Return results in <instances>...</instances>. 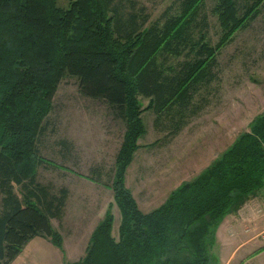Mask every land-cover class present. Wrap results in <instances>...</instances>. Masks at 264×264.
<instances>
[{"label":"trees","instance_id":"trees-1","mask_svg":"<svg viewBox=\"0 0 264 264\" xmlns=\"http://www.w3.org/2000/svg\"><path fill=\"white\" fill-rule=\"evenodd\" d=\"M206 1L181 0L163 22L149 23L148 14L133 4L128 9L125 0H70L69 7L57 0H0V264H10L35 235L63 246L51 218L61 216L65 196L50 197L36 177L39 163H54L40 155L37 141L66 73L79 78L85 96L105 100L127 122L114 181L107 184L122 213L119 235H113L110 207L85 255L67 264H207V242L221 219L264 186V111L150 212L125 177L146 132L143 111L187 107L212 78L217 53L264 2L241 0L240 7V0H216L212 10L222 34L211 45ZM140 95L150 98L145 109ZM15 184L28 189L23 197Z\"/></svg>","mask_w":264,"mask_h":264},{"label":"rangeland","instance_id":"rangeland-1","mask_svg":"<svg viewBox=\"0 0 264 264\" xmlns=\"http://www.w3.org/2000/svg\"><path fill=\"white\" fill-rule=\"evenodd\" d=\"M57 1L58 5L70 6V0ZM180 1L125 0L128 9L133 4L139 13L148 14L149 23L156 19L163 22L165 15L177 11ZM215 2L207 0L203 7L211 45L222 34L217 14L212 10ZM243 5L240 0V7ZM217 57L212 78L197 88L187 107L176 105L169 112L159 113L146 108L149 97L139 96L140 107L146 108L141 115L146 132L137 140L140 146L133 153L125 177L126 185L145 211L160 206L184 180L194 178L263 113L264 2L258 16L238 29ZM179 59L170 57L169 62L178 64ZM53 99L52 111L44 121L37 146L40 155L54 163H39L36 181L46 187L50 197L65 196L62 212L67 219L61 223L64 230L72 225L77 209L87 214L86 221H92L90 217L100 205L96 184L107 187L110 203L103 205L106 211L112 207L113 235L117 236L122 213L114 200V190L107 184L114 181L127 122L105 100L85 96L76 75L65 74ZM14 191L21 198L28 189L15 184ZM1 198L0 193V205ZM73 241L67 243V250L73 248L72 244L81 247ZM207 250V264H224L225 257L213 240L207 242Z\"/></svg>","mask_w":264,"mask_h":264},{"label":"crops","instance_id":"crops-1","mask_svg":"<svg viewBox=\"0 0 264 264\" xmlns=\"http://www.w3.org/2000/svg\"><path fill=\"white\" fill-rule=\"evenodd\" d=\"M217 157L218 155L210 160L201 171L206 169ZM95 190L99 193L96 198L100 205L96 206L98 208L97 212L90 217L93 218L92 221L85 220L87 214H84L82 209H77V216L72 214L74 220L70 227L67 225L68 230L61 227V223H65L67 219L65 212H62L61 216L51 218L53 227L62 235V248L55 245L48 237L35 235L29 239L21 253L10 264H67L70 261L81 259L87 251L86 248L93 230L106 214V207L103 203H110L107 187L104 188L102 184L97 183ZM139 204L142 210L145 211L140 201ZM55 218H58L57 223L54 221ZM263 231L264 186L249 196L238 209L226 214L216 227L213 241L219 245L220 253L225 257L224 264H264V239L261 237ZM83 234L87 235L82 238ZM70 241L80 243L81 247L72 244L73 248L70 251L67 250V243Z\"/></svg>","mask_w":264,"mask_h":264},{"label":"built area","instance_id":"built-area-1","mask_svg":"<svg viewBox=\"0 0 264 264\" xmlns=\"http://www.w3.org/2000/svg\"><path fill=\"white\" fill-rule=\"evenodd\" d=\"M261 237L264 239V231L261 233Z\"/></svg>","mask_w":264,"mask_h":264}]
</instances>
